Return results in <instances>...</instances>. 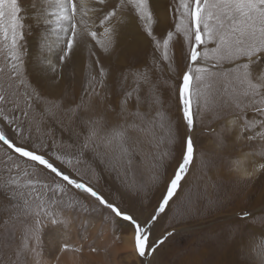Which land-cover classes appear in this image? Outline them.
Listing matches in <instances>:
<instances>
[{"label":"snow or ice","instance_id":"obj_1","mask_svg":"<svg viewBox=\"0 0 264 264\" xmlns=\"http://www.w3.org/2000/svg\"><path fill=\"white\" fill-rule=\"evenodd\" d=\"M154 2L39 0L36 20L44 26L41 70L58 79L82 53L87 54L89 67L85 95L90 100L71 111L74 115L81 110L91 111L92 115L82 118V143L78 149L62 151L56 147L52 129L43 126L45 113L30 116L32 95L39 98L38 93L25 91V106L21 107L20 97L13 90V82L17 88L29 87L24 77V23L18 0H0V76H6V80H0V162L6 173L0 177V192L7 201H0V208L7 213L6 224L21 225L17 257L39 255V233L46 226L57 230L58 252L53 264H61L66 254L79 259L85 242L91 253L100 251L86 231L75 239L71 236V221L62 210L57 211L63 205L84 213H100V235L105 224L124 222L131 229L132 251L144 264H152L175 231L165 228L157 233L154 229L191 175L195 153L191 133L196 117L210 111L217 98L224 107L241 114L242 133H252L246 139L264 145V69L253 70L257 62L264 60V0H168L170 27L159 34L155 31L158 18ZM132 22L150 42L153 56L145 65L118 73L109 84L110 70L101 63L99 54L114 51L121 29ZM177 41L181 44L179 56L175 50ZM164 71L169 73L166 83L175 95L180 119L187 129L182 140L176 124L160 107L162 100L153 74ZM113 96L117 98L115 105L111 103ZM93 101L104 111L96 112ZM145 104L148 110L142 111ZM248 112L255 117L247 119ZM107 113H115L116 118L110 119ZM157 128L162 135L155 147L159 149L160 143H166L169 149L156 159L175 164L171 174L153 166L156 170L150 182L163 187L150 210L133 209L108 198L77 170L86 150L92 151L101 163L112 162L113 168L120 161L130 163L132 152L141 142L139 137L156 140ZM44 137H48V143ZM178 142L177 157L172 147ZM259 159L264 160V147ZM41 171L51 179L42 178ZM233 171L248 179L264 171V163H254L242 154L234 160ZM73 191L86 199L71 195ZM88 200L94 203L90 205ZM250 216L247 211L241 213L244 219ZM11 235L13 231L6 228V236ZM250 248L253 264H264V236L253 237ZM33 264L41 262L34 259Z\"/></svg>","mask_w":264,"mask_h":264},{"label":"rangeland","instance_id":"obj_2","mask_svg":"<svg viewBox=\"0 0 264 264\" xmlns=\"http://www.w3.org/2000/svg\"><path fill=\"white\" fill-rule=\"evenodd\" d=\"M18 3L24 23L22 41L24 77L29 87L27 90L17 88L16 82H13V90H16L20 97L21 107L25 106V91L33 93L35 90L39 98L35 94L32 95L33 108L30 116L45 113L43 126L52 129L51 135L56 141V147L62 151H76L82 143V136L79 135L83 131L82 118L92 115L91 111L81 110L75 115L71 111L82 102L87 105L90 100V97L85 95L86 82L89 78L87 54H79L73 64L64 68L58 79L51 73L42 72L40 42L44 26L36 20L39 0H18ZM153 8L158 18L155 31L159 34L170 27L167 18L168 0H155ZM30 15L34 21L26 28L24 20ZM180 49L181 44L177 41L175 44L177 56ZM152 56L151 44L135 22L121 29L114 51L110 54H99L101 63L110 70L109 84L113 83L118 73L145 65ZM0 63H3L2 57ZM257 63L253 67L254 71L264 69V60ZM153 79L157 82L162 100L161 110L165 111L176 124L178 137L182 140L188 133L180 119L175 95L166 83L170 79L169 73L167 71L154 73ZM0 80H6V76H0ZM116 99V96H113L111 100L113 105ZM210 107V111H204L196 117L195 128L191 133L195 153L188 182L184 184L167 214L160 218L154 229L157 233L165 228L175 231L159 249L152 264H219V262L225 264V259L230 257L238 264H253L250 257L252 256L250 242L253 237L264 236V171L257 172L248 179L238 176L233 171V162L239 152L248 151L251 157L258 159L259 163H264V160L259 159L264 145L260 141H248L246 135H251V132L243 134L241 127L235 130L234 126H240L241 114L224 107L221 99L217 98L215 105ZM92 108L96 112L104 111L95 101L92 102ZM141 110L147 111V105H142ZM154 113L155 109L152 114ZM107 115L110 119L116 118L115 113ZM230 117L234 118L233 126L226 122ZM254 117L255 114L252 112L246 114L247 119ZM161 135L157 128L156 140L139 137L141 142L132 152L130 163L126 160L120 161L117 167L113 168L112 162L101 163L100 159L94 157L92 151L86 150L76 168L84 180L91 181L108 198L118 199L124 206L133 209L150 210L163 187L153 186L150 182V176L156 170L153 166L157 165L161 170L171 174L175 164V161L156 159L169 149L166 143H160L159 149L155 147ZM44 141L48 143V137H44ZM172 151L179 156V142L172 147ZM2 176H6V173L3 162H0V177ZM40 176L51 179L45 171H41ZM70 194L80 200L86 199L83 194L76 191ZM0 201L7 203L3 192H0ZM87 202L90 205L94 203L91 200ZM60 210L72 221L70 233L74 239L86 231L89 240L95 239L93 246L100 249L97 253H91L88 250V243L85 242L83 255L79 259H70L67 255L68 261L73 260L75 264H144V261L132 251V246L126 247V250L118 248L116 251L111 244L113 240L121 244L125 239L131 243L127 238L131 235V229L127 228L124 222L106 224L107 235L109 232L110 236L109 241L103 243L100 240L102 238L99 234L100 227L96 230L92 228L94 221H101L100 213L92 211L84 213L63 205L57 209ZM245 211L251 214L249 219L241 217V213ZM6 216L7 213L0 208V264H33L34 259L39 260L41 264H53L58 249L55 248V241L51 243L50 239L57 238V230L46 226L39 233L41 242L38 246V256L29 253L27 258L17 257L16 249L22 238L21 225L11 222L6 224ZM6 228L11 229L14 235L6 236ZM117 236L120 237L119 240L115 238Z\"/></svg>","mask_w":264,"mask_h":264},{"label":"bare ground","instance_id":"obj_3","mask_svg":"<svg viewBox=\"0 0 264 264\" xmlns=\"http://www.w3.org/2000/svg\"><path fill=\"white\" fill-rule=\"evenodd\" d=\"M25 26H26V28H29L30 26H31V24H30V22L31 21H34V19H33V16L32 15H30L28 18H25ZM26 28H25V30H26ZM258 64V63H257ZM263 65V64H262ZM43 72V71H42ZM50 75V74H49ZM49 77V76H48ZM227 124H232V126H233V124H235V122H234V118H232V117H230V118H228L227 119ZM234 128H236L235 130H238V128H240V126H234ZM134 135V134H133ZM234 137H235V135H234ZM236 137H238V136H236ZM242 154H244L245 156H247V158L249 159V160H251V161H253L254 163H259V161H258V159H256V158H253V157H251V155L249 154V152L248 151H245V152H239L238 153V156H237V158L238 157H240ZM256 159V160H255ZM249 170H251V168H249ZM239 176V175H238ZM126 181V180H125ZM126 191V190H125ZM124 191V192H125ZM129 194V193H128ZM132 195V194H131ZM126 197V196H125ZM127 199H128V196H127ZM124 200H125V198H124ZM131 200V199H130ZM125 203H128V202H125ZM130 203V202H129ZM130 204H132V202L130 203ZM95 219V218H94ZM92 220V219H91ZM72 222V221H71ZM92 228L94 229V230H96L97 228H99L100 227V221H94L93 223H92ZM107 226H106V224L103 226V234H102V238L100 239V240H102V242L103 243H107V241H109V232H108V235H107ZM71 232H72V230H70ZM88 232H90V231H88ZM96 233V232H95ZM93 236V235H92ZM89 237V236H88ZM116 238V237H115ZM127 238H129V237H127ZM55 239H57V238H55ZM55 239H50V241H51V243L52 242H54L55 241ZM127 240L128 239H125V241L124 240H122V242H121V244L120 243H117L115 240H113L112 241V245L115 247L114 248V250L116 249V251L118 250V248H122V249H124L125 248V250H126V247L127 248H131V246H132V244L129 242H127ZM130 240V239H129ZM99 241V240H98ZM119 244H120V246H119ZM55 248H57V247H55ZM58 251V250H57ZM57 253V252H56ZM250 257H252V256H250ZM71 259V258H70ZM227 261H230L231 263H227V264H238V262L237 261H233L232 259H231V257L229 258V259H225V264H226V262ZM111 262V261H110ZM224 262V261H223ZM244 262L245 263H247V261L246 260H244ZM242 263V262H241ZM250 263H251V261H250ZM61 264H75V262L73 263V260H72V262H70V261H68V256H67V254L64 256V257H62L61 258ZM219 264H220V262H219ZM248 264V263H247Z\"/></svg>","mask_w":264,"mask_h":264}]
</instances>
